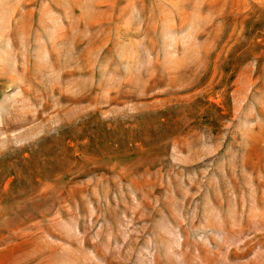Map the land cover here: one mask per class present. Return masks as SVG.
Segmentation results:
<instances>
[{"label": "rangeland", "instance_id": "1", "mask_svg": "<svg viewBox=\"0 0 264 264\" xmlns=\"http://www.w3.org/2000/svg\"><path fill=\"white\" fill-rule=\"evenodd\" d=\"M0 264H264V0H0Z\"/></svg>", "mask_w": 264, "mask_h": 264}]
</instances>
